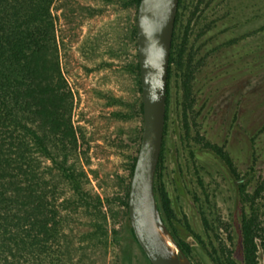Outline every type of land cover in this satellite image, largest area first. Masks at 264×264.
I'll use <instances>...</instances> for the list:
<instances>
[{
  "label": "rangeland",
  "instance_id": "1",
  "mask_svg": "<svg viewBox=\"0 0 264 264\" xmlns=\"http://www.w3.org/2000/svg\"><path fill=\"white\" fill-rule=\"evenodd\" d=\"M130 1L57 0L52 9L74 96L72 162L86 173L84 194L99 201L107 220L81 205L73 212L77 202L66 203L72 192L40 154L38 172L42 178L49 168L43 178L62 222L38 255L2 251L0 264H150L120 205L142 133ZM174 33L176 46L186 41L184 61L192 57V107H184L182 72L173 63L156 177L173 215L167 226L191 264H243L242 218L254 211L257 261L264 264V190L252 201L264 181V0H182Z\"/></svg>",
  "mask_w": 264,
  "mask_h": 264
},
{
  "label": "trees",
  "instance_id": "2",
  "mask_svg": "<svg viewBox=\"0 0 264 264\" xmlns=\"http://www.w3.org/2000/svg\"><path fill=\"white\" fill-rule=\"evenodd\" d=\"M56 1L0 0V256L2 251H8L14 257L23 253L33 257L38 255L42 249L45 250L51 235L57 233L62 222L51 208L55 198L49 196V183L43 178L47 176L49 168L42 173V178L38 172L40 165L36 156L40 154L51 161L60 183H64L68 191L72 192L71 200L66 203L77 202L73 212L81 205L87 214L97 213L98 222L104 223L107 220L99 212V206H95L99 201L84 194L85 185L89 183L86 173L79 171L72 162L78 142L72 121L74 96L60 63V45L52 11ZM140 1H130L135 9V16ZM181 3L182 0H179L175 28L179 21ZM132 33L136 47L135 25ZM185 52L186 41L176 46L174 35L169 75L171 66L175 63L182 72L184 107L189 109L192 107V57L185 62ZM132 73L137 77L141 94L137 55ZM140 115L142 116V102ZM140 141L141 136L139 144ZM52 150H56L58 155L51 154ZM136 158L137 156L133 159L129 181L120 200L126 217ZM227 166L238 184H241L242 180L232 170V161L228 155ZM263 190L264 181L252 196V201ZM155 194L167 226L173 215L169 202L157 187L156 178ZM158 195L161 196L160 199ZM167 228L180 249L188 254L186 245L168 226ZM98 231L105 235V230L101 227L96 229V233ZM260 231L256 213L252 211L250 216L244 213L241 223L243 264H258ZM129 232L137 244L131 228Z\"/></svg>",
  "mask_w": 264,
  "mask_h": 264
},
{
  "label": "water",
  "instance_id": "3",
  "mask_svg": "<svg viewBox=\"0 0 264 264\" xmlns=\"http://www.w3.org/2000/svg\"><path fill=\"white\" fill-rule=\"evenodd\" d=\"M178 6L179 0H141L135 21L142 133L129 187L128 219L137 244L150 264H191L169 232L155 194Z\"/></svg>",
  "mask_w": 264,
  "mask_h": 264
},
{
  "label": "bare ground",
  "instance_id": "4",
  "mask_svg": "<svg viewBox=\"0 0 264 264\" xmlns=\"http://www.w3.org/2000/svg\"><path fill=\"white\" fill-rule=\"evenodd\" d=\"M165 239V238H164ZM165 242L167 243V245L170 247V243L167 239H165Z\"/></svg>",
  "mask_w": 264,
  "mask_h": 264
}]
</instances>
